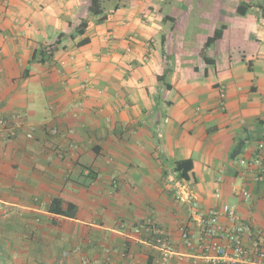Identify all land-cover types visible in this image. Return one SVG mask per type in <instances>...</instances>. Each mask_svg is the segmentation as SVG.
<instances>
[{
	"label": "crops",
	"instance_id": "1",
	"mask_svg": "<svg viewBox=\"0 0 264 264\" xmlns=\"http://www.w3.org/2000/svg\"><path fill=\"white\" fill-rule=\"evenodd\" d=\"M106 1L79 46L70 35L91 0H0V116L24 122L0 138V264H224L206 258L216 252L201 249L178 185L220 222L229 204L264 230L261 167L240 162L264 154V0ZM154 225L177 251L170 263Z\"/></svg>",
	"mask_w": 264,
	"mask_h": 264
},
{
	"label": "built area",
	"instance_id": "2",
	"mask_svg": "<svg viewBox=\"0 0 264 264\" xmlns=\"http://www.w3.org/2000/svg\"><path fill=\"white\" fill-rule=\"evenodd\" d=\"M221 97H226L225 86L220 89ZM225 108V104L222 102ZM24 124L23 115L15 114L7 118L0 116V138L11 140L15 137L17 129ZM31 137V135H30ZM259 149H264V141L259 143ZM243 165H251L259 168L255 172V180H264V154H258L251 159L250 163L246 159L240 161ZM178 199L189 204L190 209L197 217L200 226L199 245L201 249L209 253L215 250V256L207 255L206 258L216 263L224 264H264V230L253 228L249 223L242 220L232 205L226 204L223 213L228 217L229 223L224 224L219 220V212L215 210L204 211L199 208L196 199L184 189L179 183ZM234 190L241 197L248 199L251 192L243 187H235ZM221 197V192L216 193ZM155 236L156 245L161 250L165 262L170 263L172 258L177 255V251L169 235L157 226L150 227ZM182 237L188 246H193V238L185 226L181 227Z\"/></svg>",
	"mask_w": 264,
	"mask_h": 264
},
{
	"label": "trees",
	"instance_id": "3",
	"mask_svg": "<svg viewBox=\"0 0 264 264\" xmlns=\"http://www.w3.org/2000/svg\"><path fill=\"white\" fill-rule=\"evenodd\" d=\"M104 1L106 0H91V4L89 7V10L91 12V14L95 17L94 18V22L91 21V19L89 18H85L83 19L80 23H78L75 28L74 31L71 33L70 38L74 41H77V45L81 46V45H85L87 43L90 42V38L87 34L88 29L90 28V26L94 23V24H100L102 22H104L107 17H108V13L106 10V7L104 6ZM110 1V0H107ZM106 1V2H107ZM250 7L249 4H245V3H240L238 6V13L241 15H245L248 11V8ZM224 29H225V25H222L219 29H217L214 33L213 36L209 37L207 42H206V46L205 49L203 50V57L207 59L206 57V52L205 50L207 48H209L212 44H214L217 40L221 39L223 37L224 34ZM64 34H60L59 35V39L56 43H54V47H57L59 44H61L62 42V38ZM37 55L40 56V53H34L33 59L35 57H37ZM243 145L240 146V148L242 149ZM236 153H239V149L237 150ZM193 168V161L192 160H183V161H179L177 162V170L181 172V176L183 178H188V173L189 171ZM63 201L62 200H55L54 201V207H52V209H54L55 211L60 212L61 214H65L67 212L66 209H64L63 207H58V205H62ZM70 205V204H69Z\"/></svg>",
	"mask_w": 264,
	"mask_h": 264
},
{
	"label": "rangeland",
	"instance_id": "4",
	"mask_svg": "<svg viewBox=\"0 0 264 264\" xmlns=\"http://www.w3.org/2000/svg\"><path fill=\"white\" fill-rule=\"evenodd\" d=\"M112 2L113 1H115V2H122V3H128V0H111ZM206 2H207V0H206ZM206 4H209V3H206ZM207 6L205 5V8H206ZM197 10V9H196ZM201 11H206V9H202V7H201ZM86 18H89V19H93V18H95L92 14H91V12L89 13V16H87ZM198 21H197V19L194 17V18H192V20H191V24H193V23H197ZM227 21L226 20H224V19H222V20H220L219 21V23H218V25H211L210 27H208V29L206 30V31H204V32H211L212 30H213V28H214V26L215 27H218V26H220L222 23H226ZM196 26H198L199 27V23L198 24H195ZM195 25H192L193 27L195 26ZM198 27L196 28V30L198 29ZM194 29H195V27H194ZM194 30H191V32L189 33V38H188V41H192L193 43L194 42H196V35L197 36H199L198 35V31L197 32H195ZM232 36V35H231ZM235 36V35H234ZM190 41V42H191ZM237 43V42H236ZM233 49V50H236L235 52H237V50H238V48H237V44H235V43H231V46H230V49ZM219 53H220V51H219ZM220 55H222V56H224V54H223V52H221V54ZM222 61V60H221Z\"/></svg>",
	"mask_w": 264,
	"mask_h": 264
}]
</instances>
